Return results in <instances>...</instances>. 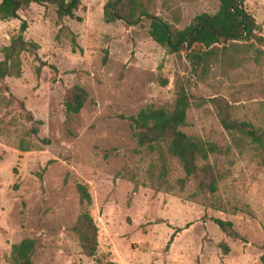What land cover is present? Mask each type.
<instances>
[{"label": "rangeland", "instance_id": "rangeland-1", "mask_svg": "<svg viewBox=\"0 0 264 264\" xmlns=\"http://www.w3.org/2000/svg\"><path fill=\"white\" fill-rule=\"evenodd\" d=\"M108 1L84 0L76 13L82 22L59 23L51 5L0 21V49L22 21L25 38L40 46L39 59L23 54L21 77L3 85L42 122L38 139H27L38 149L19 152L13 144L31 124L18 104L0 101V264H12V246L25 239L39 240L33 264H94L72 232L84 211L98 228V255L115 264H264L262 159L249 143L233 142L211 103L221 99L234 119L264 128V51L230 53L203 75L193 74L184 56L151 39L148 20L105 23ZM154 3L156 16L180 30L219 8L218 0ZM244 6L264 37V0ZM62 26L75 35V46L68 30L58 35ZM180 85L190 96L182 132L222 150L208 162L221 178L214 199L224 211L212 208L213 198L198 194L194 182L179 183L185 173L177 160H168L163 183L157 154L136 152L126 119L150 105H172ZM74 87L89 101L68 118L65 100ZM77 184L87 188L90 206L80 204ZM214 220L231 222L241 239L227 237Z\"/></svg>", "mask_w": 264, "mask_h": 264}, {"label": "trees", "instance_id": "trees-1", "mask_svg": "<svg viewBox=\"0 0 264 264\" xmlns=\"http://www.w3.org/2000/svg\"><path fill=\"white\" fill-rule=\"evenodd\" d=\"M84 0H0V21L8 22L20 20L19 14L26 12L33 5L56 8L57 21L64 19L82 22L76 16ZM155 0H109L103 7L105 23L122 22L125 26H134L143 20H148L150 37L161 48L177 58L185 57L191 73L203 75L214 62L226 58L230 53L236 56L255 53L263 54L264 37L262 25L258 24L244 6L245 0H218L219 8L214 15L201 14L191 23L180 30L156 16L153 12ZM163 5H165L163 3ZM28 25L21 22L18 32L11 38L8 46L0 49V94L6 93L0 101L6 107L18 104L24 113L25 119L31 124L30 129L23 134L13 147L19 152H31L38 149L27 139H38L42 122L35 120L24 104L10 94L9 88L3 83L7 78H20L22 74L21 56L28 54L37 60L40 46L32 40L25 38ZM68 28L62 26L58 35ZM72 44L75 46V35L69 31ZM41 71L37 68V73ZM162 84L165 86L166 81ZM185 85L176 90L175 102L172 105H150L141 110L135 117L126 120L133 132L136 152L146 150L148 154H157L161 164L158 179L165 183L166 170L169 159H175L181 165L185 178L180 184L192 181L198 194L212 199L210 206L216 210L224 208L216 202L214 196L218 191L220 176L215 168L209 164L210 155L220 154L222 150L213 143L186 135L181 128L185 126L187 112L190 108V96ZM89 101L87 92L74 87L67 93L65 100L66 116L80 113ZM211 103L217 108L218 120L221 127L231 136L237 145L249 143L259 152L264 166V128L254 126L250 122L234 119L231 114L232 106L221 99H213ZM3 129L0 124V140ZM48 145V140H42ZM154 165V164H153ZM81 205L90 206L91 197L84 185L77 184ZM218 228L229 238L240 240L241 236L235 231L229 221L214 220ZM72 232L78 240L82 254L94 261V264H115L111 260L98 255V228L87 211L80 213ZM39 247V240L25 239L11 248L10 258L12 264H33L32 258ZM227 252V248H224Z\"/></svg>", "mask_w": 264, "mask_h": 264}]
</instances>
